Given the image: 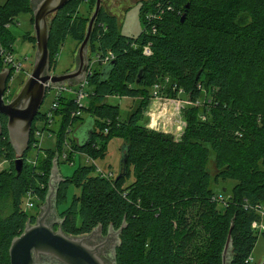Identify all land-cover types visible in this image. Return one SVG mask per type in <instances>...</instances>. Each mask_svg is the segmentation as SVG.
Returning <instances> with one entry per match:
<instances>
[{
  "label": "trees",
  "instance_id": "16d2710c",
  "mask_svg": "<svg viewBox=\"0 0 264 264\" xmlns=\"http://www.w3.org/2000/svg\"><path fill=\"white\" fill-rule=\"evenodd\" d=\"M95 2L70 0L56 13L50 26L51 63L68 36L83 42L91 18L80 14V5L92 7ZM30 5L31 0L0 3V71L5 68L1 48L13 51L16 40L9 25L22 13H31L34 22ZM140 11L144 29L137 37L122 34L119 18L103 6L96 19L90 54L112 52L115 63L93 67L88 77L90 95L83 110L92 120L88 143L70 135L83 116H73L74 97L65 95L56 111L60 120L56 149H44L47 156H38L36 165L26 162L36 141V122L44 115L40 112L18 175L8 118L1 116L0 150L12 157V164L0 173V264H11L13 239L24 232L29 220L36 222L38 215L24 208V196L35 188L46 198L56 156L59 161L64 152L70 161L76 153L104 158L115 137L123 138L126 145L124 176L108 179L98 175L94 165L80 164L60 185L58 207L70 183L81 192L59 211L65 219L56 228L81 235L102 225L107 234L110 227L119 230L125 221L117 264H223L234 222L229 264H256L251 257L259 234L252 225L261 215L254 207L264 205V0H143ZM148 13L158 16L157 32L151 31ZM29 40L36 42L31 35ZM148 43L153 48L150 56L143 54ZM13 75L11 70L8 83ZM158 84L163 97L183 98L179 88L184 86L185 99L197 102L184 110L187 126L180 140L142 124ZM204 88L207 97L202 101ZM112 96L134 100L125 119L120 105L108 101ZM212 151L219 171L216 178L236 181L232 200L223 210L207 167ZM132 175L135 179L125 187ZM6 200L12 208L7 215Z\"/></svg>",
  "mask_w": 264,
  "mask_h": 264
},
{
  "label": "water",
  "instance_id": "95a60500",
  "mask_svg": "<svg viewBox=\"0 0 264 264\" xmlns=\"http://www.w3.org/2000/svg\"><path fill=\"white\" fill-rule=\"evenodd\" d=\"M70 0H41L33 10L34 29L36 35L37 52L33 70L20 92L11 100H5L8 80L11 75L9 68L0 72V137L3 134L1 116L8 118L7 130L10 141L15 149V169L22 173L25 160L24 154L28 150L31 140L33 123L38 116L47 93V84L60 86L69 82L76 84L82 81L90 64L88 45L92 37L96 19L101 11L102 0H97L96 8L88 24L86 36L81 43L76 68L64 73L54 74L51 70V53L49 48L50 27L48 17L58 12ZM189 4L187 5V8ZM187 14L184 13L182 21ZM112 64L115 63L113 60ZM141 75H139V78ZM86 135L80 142L90 141L93 129L92 120L85 124ZM1 152V150H0ZM59 156L53 162L48 183V191L36 222L29 220L24 232L15 237L11 243L9 254L11 264H117V249L121 243L120 234L126 226L119 230L114 227L104 233L103 226L99 225L91 232L73 235L66 233L61 226L58 210V193L60 185L65 181L59 168ZM128 164L126 145L123 146V158L117 180L124 176ZM232 222L228 239L223 251V264H229L230 252L233 245ZM261 262L260 264H263Z\"/></svg>",
  "mask_w": 264,
  "mask_h": 264
},
{
  "label": "rangeland",
  "instance_id": "374dc122",
  "mask_svg": "<svg viewBox=\"0 0 264 264\" xmlns=\"http://www.w3.org/2000/svg\"><path fill=\"white\" fill-rule=\"evenodd\" d=\"M141 1L143 0H102V6L109 13L114 14L119 18L120 31L122 34L137 37L139 34H141L144 29V23L142 21L140 11ZM4 2L5 0H0V3ZM40 2L41 0H31L30 7H32V9L34 10V8ZM95 8L96 2L92 5V7H90V4L88 3L81 4L80 14L89 16L91 18L95 11ZM56 13H53L48 17L49 27L51 26L52 20L55 18ZM31 17V13H22L18 16L17 20L10 26L12 32L16 35V40L14 42L15 56L23 60L24 70L14 73V75L11 77L8 83L9 87L5 96L6 101L11 100L20 92L33 70L37 52V44L36 42L34 44L29 40L30 35L36 38L34 22H32ZM80 45L81 44L73 37L68 36L66 38L59 50V54L55 56L54 63H51V70L54 74L67 72L70 68L74 66V62L77 60ZM89 51L90 49L88 45V52ZM90 57L92 59V62L97 59L96 55L94 54H90ZM4 65V69H7L8 66L5 63ZM101 67L102 66L99 65V63L94 64V68L96 69H100ZM4 69L2 71H4ZM91 88H94V85H91ZM184 89V86H180L179 88V94L182 93L180 95L183 96V98L162 99L153 96L149 102L148 108L145 109V118L143 119L142 124H144L145 127L148 129L172 134L176 138V140H180L187 126V121L184 117V110L187 109L189 106L197 105V102L191 103L186 100L187 98L185 99V95L183 93ZM202 94L203 95L201 96V100L204 101L207 97V92L205 88L203 89ZM52 99L53 93H48L44 103L41 106L40 112L46 111L51 107ZM108 101L111 104L120 105L122 119H125L134 107V100L131 98L112 96L108 98ZM82 116L83 120H79L75 123L74 132L71 134V137L73 138L76 136L79 139H83V137L86 135L85 124L89 121L90 117L86 113H83ZM37 124L39 129H43V131L41 135L36 134L35 139L37 142V146L33 145L32 149L29 150L28 159L34 158L39 152L40 148H42V151L43 149L48 148L56 149L58 139L57 131L60 127V120L56 119L53 123L48 124L47 126H45L44 122L38 123L37 121L36 126ZM124 143L125 141L123 138H113L109 142L106 156L104 158H98L94 161L93 159L89 160L86 155L80 153L75 154L73 161L64 159L62 155L59 161V168L61 174L63 176L69 177L73 174L75 169L80 164H97L102 168L107 167L108 169L113 170L114 173L118 175L121 170ZM45 154L46 152L44 151L41 152L39 156H43ZM0 162H2L0 166L1 173L2 171L11 168L12 157H9L7 153L0 152ZM37 162H39V160ZM207 167L212 175L211 187L213 189V194L217 197V200H219L220 208L223 210L225 209V206L227 205L228 201L232 200V190L235 186L236 181L232 179L224 180L222 178H216L217 173L219 171L216 168L215 154L213 151L210 154ZM134 179V175L128 178L125 183V187H127V185L130 184ZM80 192L81 188H78L75 184L70 183L67 188L66 199L58 207L59 211H63V209L70 205L74 195L80 194ZM11 209L12 208L10 201L6 200L3 207L5 215L9 214L11 212ZM254 209L261 215V219L258 220V224L263 225L264 205L258 204L254 207ZM28 212L30 213V215H35L39 214L40 210L39 207L36 206L35 208L28 209ZM257 233L259 234V238L252 253V259L254 263L260 264L264 261V231H260Z\"/></svg>",
  "mask_w": 264,
  "mask_h": 264
},
{
  "label": "built area",
  "instance_id": "2783aa9c",
  "mask_svg": "<svg viewBox=\"0 0 264 264\" xmlns=\"http://www.w3.org/2000/svg\"><path fill=\"white\" fill-rule=\"evenodd\" d=\"M146 17H147L146 18L147 21L150 23V25H152L151 31L157 32V26L155 25L154 20L157 19L158 16L153 14V13H148ZM11 25H9V26H11ZM1 53L4 57V63L8 66L7 68H9L10 71L13 70V72L16 73V72L24 70V62H23V60H21L15 56L14 50L10 51L7 48L3 47V48H1ZM143 54L146 56H150L153 54V48H152L151 43L144 45ZM94 55H96V54H94ZM96 58L97 59L92 62V59L90 57V51H89L90 64H89V67L87 69V73H86L85 78L82 81H80L79 83L71 84L69 82H66L65 84L60 85V86L52 85L51 83L47 84V93H46L45 98L47 97L48 93H53V99L51 102V107L48 110L41 112L44 115H43V118L38 120V123L44 122L45 126H47L48 124L53 123L54 120L57 119L56 111L60 108V106H61L60 102L63 100V97L65 95H72L74 97V102L77 105L76 110L73 112L74 117L77 118L84 113L83 110L85 109V106L87 104L86 101L90 95L88 77L93 72L94 64L99 63L101 66H105L108 63H111L115 59V55L112 52H109L105 56L96 55ZM168 79L169 78H167V81H168ZM155 87H156V90L154 92V96L156 98H162V99L167 98V97H163L162 95H160V92H159L160 85L159 84L156 85ZM174 88H175V86H174ZM44 101H45V99H44ZM74 126H75V124L71 128L72 132L70 133V135L74 132ZM71 129H70V131H71ZM42 131H43V129H39L38 124H37L36 134L41 135ZM106 132H108L107 129L105 130V133ZM74 139L78 141V139L76 137H74ZM33 145L37 146V142L35 141V143ZM65 145L68 149H71V145L69 144V141H66ZM41 152H44V149L42 151V148H40L39 152L36 154V156L34 158H30L27 160L28 163L36 165L37 160H38V156ZM80 154H83V153H80ZM62 155H63L64 159L68 158L67 157L68 154L66 152H64ZM84 155H86L89 160H92V159H93V161L96 160L87 154H84ZM1 163L2 162H0V166H1ZM94 167H95V172L102 177H105L108 179H114L117 176L113 170L108 169L107 167L102 168L97 164L96 165L94 164ZM39 186H40L41 190H45L46 186L44 183H40ZM44 202H45V199L43 198V195H41V192H39L35 188H31L29 191H27V193L24 196L25 210H27V211H28V209L35 208L36 206H38L39 210L41 211V206L44 204ZM35 215H38V214H35ZM258 223H259L258 221L253 222V225H252L253 229L257 232L264 231V224L259 225ZM251 260H253L252 257H251Z\"/></svg>",
  "mask_w": 264,
  "mask_h": 264
},
{
  "label": "crops",
  "instance_id": "0c3cea01",
  "mask_svg": "<svg viewBox=\"0 0 264 264\" xmlns=\"http://www.w3.org/2000/svg\"><path fill=\"white\" fill-rule=\"evenodd\" d=\"M76 65H77V60L74 62V66L72 68H70L68 71L75 69ZM76 138L78 139V141H80V139L78 137H76Z\"/></svg>",
  "mask_w": 264,
  "mask_h": 264
}]
</instances>
